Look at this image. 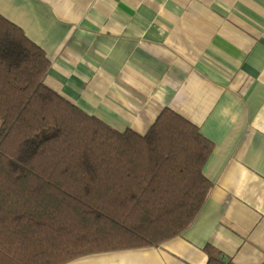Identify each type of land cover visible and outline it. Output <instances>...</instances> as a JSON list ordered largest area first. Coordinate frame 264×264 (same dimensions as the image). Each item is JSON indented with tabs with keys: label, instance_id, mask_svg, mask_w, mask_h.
<instances>
[{
	"label": "crops",
	"instance_id": "0c3cea01",
	"mask_svg": "<svg viewBox=\"0 0 264 264\" xmlns=\"http://www.w3.org/2000/svg\"><path fill=\"white\" fill-rule=\"evenodd\" d=\"M51 61L46 82L116 129L170 108L214 144L181 235L64 264H264V0H0Z\"/></svg>",
	"mask_w": 264,
	"mask_h": 264
},
{
	"label": "trees",
	"instance_id": "16d2710c",
	"mask_svg": "<svg viewBox=\"0 0 264 264\" xmlns=\"http://www.w3.org/2000/svg\"><path fill=\"white\" fill-rule=\"evenodd\" d=\"M51 61L0 14V264H64L159 245L208 198L214 144L164 108L120 131L48 86ZM207 264L225 261L205 247Z\"/></svg>",
	"mask_w": 264,
	"mask_h": 264
}]
</instances>
